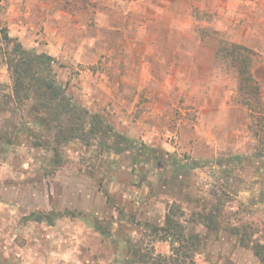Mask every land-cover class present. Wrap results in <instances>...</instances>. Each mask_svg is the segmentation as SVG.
<instances>
[{"label":"rangeland","instance_id":"obj_1","mask_svg":"<svg viewBox=\"0 0 264 264\" xmlns=\"http://www.w3.org/2000/svg\"><path fill=\"white\" fill-rule=\"evenodd\" d=\"M35 3L31 49L58 47L57 84L107 137L55 148L12 98L0 21V264H149L171 255L152 226L174 207L195 264H264V0ZM226 43L251 50L259 98Z\"/></svg>","mask_w":264,"mask_h":264},{"label":"trees","instance_id":"obj_2","mask_svg":"<svg viewBox=\"0 0 264 264\" xmlns=\"http://www.w3.org/2000/svg\"><path fill=\"white\" fill-rule=\"evenodd\" d=\"M4 40L13 49L7 59L8 71L13 82V100L20 107L24 108L29 102L30 112L44 117L49 123V129L55 131L53 144L58 150L73 141L94 140L100 136L105 139L107 131L103 128V122L97 118L93 124L87 123L90 114L87 109L74 105L65 95V91L57 84L54 77V67L57 60L47 53L38 54L35 51L26 50L23 46L11 38L8 31H5ZM220 53H226V57H232L235 68L239 72L240 91L248 96H260V90L255 84V77L252 70L251 50L245 46L226 43L218 48ZM246 104L248 100L245 99ZM94 117H98L97 115ZM88 124V125H87ZM124 141L126 139L117 136ZM108 150L113 147L105 143ZM122 152V149H118ZM184 166H178L180 171ZM176 207L172 208L166 216L165 224L162 227L152 226L155 235L163 236V239L170 240L172 252L169 256L153 254L142 255L144 263L149 264H195L194 256L199 248V237L197 235H186L182 224L176 219ZM213 221V218L210 219ZM50 223L52 217H48ZM257 256L263 259L260 250Z\"/></svg>","mask_w":264,"mask_h":264},{"label":"crops","instance_id":"obj_3","mask_svg":"<svg viewBox=\"0 0 264 264\" xmlns=\"http://www.w3.org/2000/svg\"><path fill=\"white\" fill-rule=\"evenodd\" d=\"M40 0H0V21L6 24L8 34L18 41L24 49L32 50L36 44L39 25L48 24V5L39 4ZM41 14L42 16H39ZM34 43V45L32 44ZM50 56H56L60 51L58 47L50 42L45 47Z\"/></svg>","mask_w":264,"mask_h":264}]
</instances>
